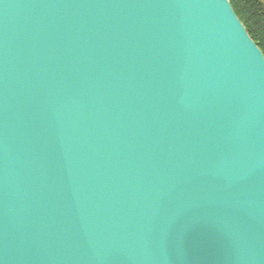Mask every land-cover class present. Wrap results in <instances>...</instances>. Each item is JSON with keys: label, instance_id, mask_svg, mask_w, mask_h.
Instances as JSON below:
<instances>
[{"label": "water", "instance_id": "95a60500", "mask_svg": "<svg viewBox=\"0 0 264 264\" xmlns=\"http://www.w3.org/2000/svg\"><path fill=\"white\" fill-rule=\"evenodd\" d=\"M0 264H264V54L230 0H0Z\"/></svg>", "mask_w": 264, "mask_h": 264}, {"label": "trees", "instance_id": "16d2710c", "mask_svg": "<svg viewBox=\"0 0 264 264\" xmlns=\"http://www.w3.org/2000/svg\"><path fill=\"white\" fill-rule=\"evenodd\" d=\"M230 2L264 54V0H230Z\"/></svg>", "mask_w": 264, "mask_h": 264}]
</instances>
